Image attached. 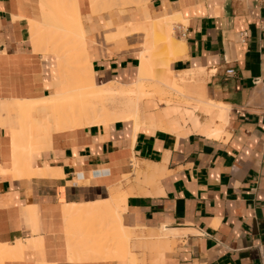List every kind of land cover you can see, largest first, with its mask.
I'll return each mask as SVG.
<instances>
[{"label":"crops","instance_id":"0c3cea01","mask_svg":"<svg viewBox=\"0 0 264 264\" xmlns=\"http://www.w3.org/2000/svg\"><path fill=\"white\" fill-rule=\"evenodd\" d=\"M91 1L76 4L94 82L139 75L145 32L108 36L176 15L185 34L174 32L168 70L183 99L166 85L148 88L138 122L53 131L15 161L11 105L54 92L56 56L31 36L47 2L0 0V247L10 253L0 264H149L141 254L150 264H264V0H111L96 14ZM46 167L49 176L35 173ZM93 205L98 214L65 215ZM118 226L132 259L115 257L116 245L95 259L69 247V234Z\"/></svg>","mask_w":264,"mask_h":264},{"label":"bare ground","instance_id":"6f19581e","mask_svg":"<svg viewBox=\"0 0 264 264\" xmlns=\"http://www.w3.org/2000/svg\"><path fill=\"white\" fill-rule=\"evenodd\" d=\"M43 1L47 2H45V8L42 7L44 8V19L42 18L43 23L33 24V26H30L32 27L31 36L36 50H42L43 52H52L56 56L55 89L51 95L47 97L45 96L42 99L40 98L39 100L16 101L15 106L12 108L11 105L10 108L12 109V111L18 113V117L15 116V118L17 117L16 120L14 116L12 117L11 114L9 115L5 112L6 115H9V123L10 121H12L11 117L13 118L14 122H18L17 125H14V123L10 124L13 128L15 126H18L14 129L10 126L11 130L13 129L10 133H13L12 139L14 137V142L12 141V144L13 158L15 161H18V159L20 161V159H22V156H28L32 150L39 148L44 142H46V139L48 140L47 137H49L51 132L53 131L85 127L98 123H107L109 121L118 119H134V121L137 120L140 114L141 98L143 97V95L148 94L147 92H145V85L146 81L149 80V77L155 78L159 83H167V85L170 84L173 87L177 86L176 80L169 73L168 63L171 60V57L177 53V49L180 44V42L176 40V38L173 37L171 33V23L175 20H178V16H165L162 19L157 20L154 24H148L149 26L145 24L146 26L142 27L136 26L134 22H127L124 26H121L118 29L117 34L110 36L106 35L108 36V38H116L117 36H123L136 30H142L145 32L144 36L146 37L144 38L146 39V41L144 39V47L139 54V75L134 83L128 85L107 83L99 86L94 82L91 68L92 66L86 56V33L82 25L81 15L78 11L76 0H50L51 3H49V0ZM112 1L92 0L91 2L93 13L96 14L98 12L100 5L103 4L104 6L105 3H107V5L109 6ZM107 5L105 6L108 7ZM158 40L162 41L164 52L163 54L165 55V57H168L166 60L164 59L165 61L163 60V65H161L163 67L159 66L161 67V69L158 68V70L160 69L158 72L160 74L156 75L158 73L154 72V68L152 69L151 67V61L154 58L153 56L151 57V52L155 49V42ZM159 44L157 45H159L160 47L161 43ZM62 45L67 46L61 47ZM62 48L65 49L62 50ZM60 49L62 51H60ZM5 109L10 110L9 107H5ZM7 116L5 117L7 118ZM6 118L5 122L7 123ZM138 121L139 120H137V122ZM137 126H139V124ZM50 146L51 144L49 145V147ZM23 159H28V157H25ZM25 161L22 162V165L21 162H19L20 164L18 165L16 162L14 166L17 173H19V171L21 172L24 169L23 165L27 164L28 162L27 161L24 164ZM17 166H19L20 168L18 167L17 169ZM25 166L27 167V165ZM29 166L30 164L28 163V169ZM26 167L25 169L28 170ZM46 168L47 169L43 168V170L41 169L39 171H35V173H40L43 175L45 174V176H49L46 175L48 172L47 170H49L48 167ZM31 171L32 169L30 168L27 172L30 173ZM116 197H118L117 194H114V197L112 196L114 201L117 200ZM122 198L123 200H125V195H123ZM113 199L112 203L114 202ZM100 207L99 205H93L89 207L87 211H76V207L73 206V208L65 209V215L68 218L75 215H84V213L98 214ZM106 208L108 210H111V204L109 201L107 202ZM113 212L115 213L116 211L113 210ZM121 230L122 227L118 226L117 234H69V247L73 252H75L74 256L75 254H77V252L90 251L92 255L90 254L89 257L93 256L95 259L96 257L101 258L104 252H108V250H111V246L116 245L119 249H117V252L115 251V257L125 256L128 257V259H132L133 254L127 248L129 232L126 234V229L122 230L123 233ZM2 247H0L1 255L5 253L8 254L9 249L6 251V248H9V246L3 248ZM120 247L122 248V251ZM14 248L15 247H13V250ZM15 251H17V246ZM85 253L83 257H86L87 253ZM111 254L115 253L111 252ZM5 255L3 256L6 257Z\"/></svg>","mask_w":264,"mask_h":264},{"label":"rangeland","instance_id":"374dc122","mask_svg":"<svg viewBox=\"0 0 264 264\" xmlns=\"http://www.w3.org/2000/svg\"><path fill=\"white\" fill-rule=\"evenodd\" d=\"M127 3H134L133 2V0H122L121 1V3H120V5L121 6H123V5H126ZM135 3H139V1H136ZM115 6V5H114ZM179 22H180V20L178 21V20H175V21H173L172 23H171V33H172V35H173V37H175V34H174V26H175V24H179ZM145 39V38H144ZM159 43H161V46L159 47ZM157 44H159V45H157ZM155 49L154 50H152V52H151V57L153 56L154 58L152 59V62H151V67H152V69L154 68V72H159V70L161 69V67H163V66H161V65H163V60L165 59H167V57H165V55L163 54L164 52H163V43H162V41H156L155 42ZM66 47L67 45H62L61 47ZM143 46V45H142ZM158 46V47H157ZM65 48H62V50H64ZM61 49H60V51H62ZM158 50V51H157ZM160 53H161V55H160ZM67 54V53H66ZM66 54H65V56H66ZM166 54V53H165ZM164 55V56H163ZM164 57V58H163ZM164 60V61H165ZM162 63V64H161ZM159 66H161V67H159ZM157 67V68H156ZM158 68H160L159 70H158ZM158 70V71H157ZM152 79V80H151ZM165 85L166 84V86L167 87H169V88H175V87H173V86H171L170 84H168L167 85V83H159L158 81H156V79L155 78H150L149 77V80H147L146 81V85H145V92H147V89L148 88H151V87H154V86H157V85ZM147 87V88H146ZM175 91H176V94L175 95H173V96H175V97H177L178 99H183L182 98V95H183V93H181V89H178V88H175L174 89ZM148 96H149V94H147ZM147 95H143V97L141 98V101H142V99L143 98H146V96ZM147 96V97H148ZM140 101V102H141ZM174 244V243H173ZM140 250H141V248H139ZM147 252V251H146ZM141 253H144L143 252V250H141ZM141 259H142V261L143 262H148L149 264H150V262H151V257H150V254L148 255V254H141Z\"/></svg>","mask_w":264,"mask_h":264},{"label":"built area","instance_id":"2783aa9c","mask_svg":"<svg viewBox=\"0 0 264 264\" xmlns=\"http://www.w3.org/2000/svg\"><path fill=\"white\" fill-rule=\"evenodd\" d=\"M174 32L175 34L179 35V36H184L185 32L182 29V25L181 24H175L174 26ZM232 70H227V73H231Z\"/></svg>","mask_w":264,"mask_h":264}]
</instances>
